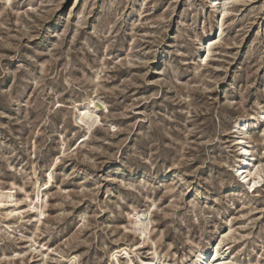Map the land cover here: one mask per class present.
<instances>
[{
  "label": "rangeland",
  "instance_id": "obj_1",
  "mask_svg": "<svg viewBox=\"0 0 264 264\" xmlns=\"http://www.w3.org/2000/svg\"><path fill=\"white\" fill-rule=\"evenodd\" d=\"M223 2L0 0V264H264V0Z\"/></svg>",
  "mask_w": 264,
  "mask_h": 264
},
{
  "label": "bare ground",
  "instance_id": "obj_2",
  "mask_svg": "<svg viewBox=\"0 0 264 264\" xmlns=\"http://www.w3.org/2000/svg\"><path fill=\"white\" fill-rule=\"evenodd\" d=\"M216 1V0H212ZM225 1L223 2V5H225ZM216 3V2H215ZM219 3V2H218ZM103 106H105L104 102L101 101L99 98H90V100L84 104L82 107L78 109L77 119L79 122L83 123L85 125V128L89 130L94 124L99 122L98 115L96 114L98 110H100ZM250 146L246 145L242 148V155L238 161L237 169L243 171L242 178L245 180L250 175L257 174L258 165L253 164L251 168H249L250 165ZM256 166V167H255ZM52 175L51 171L47 173V181L44 183L45 185H48L51 182ZM249 183V182H248ZM253 183H256L253 181ZM13 195L10 192H4L0 191V206L4 204V202L10 201L11 197ZM42 202V196L37 195L35 198L31 200L32 208H36L39 212L38 215H42L43 211L41 208L38 207L39 203ZM134 221L133 228L135 231H138L142 238L146 236V233L149 229V222L146 220V216L142 214V212L135 211L133 213ZM148 238V237H147ZM144 240V239H143ZM222 241V240H221ZM219 241V242H221ZM219 242L216 243V246H213L210 248L209 251H198L196 254L195 264H226V262L223 261V256H221L218 252V245ZM119 253V252H118ZM126 255V261L125 264H133V259L130 256L128 252H124ZM153 254H157L156 251H154ZM117 255H114L116 257ZM73 258V257H72ZM116 263L119 264V261L117 258H114ZM145 262L144 260H142ZM148 264H160L158 258L156 255L152 258L150 263Z\"/></svg>",
  "mask_w": 264,
  "mask_h": 264
}]
</instances>
